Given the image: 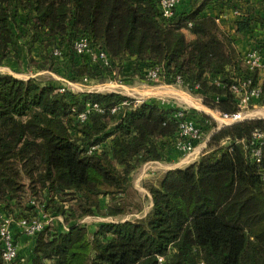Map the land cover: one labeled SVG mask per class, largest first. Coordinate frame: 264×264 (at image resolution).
I'll return each mask as SVG.
<instances>
[{
    "label": "trees",
    "instance_id": "1",
    "mask_svg": "<svg viewBox=\"0 0 264 264\" xmlns=\"http://www.w3.org/2000/svg\"><path fill=\"white\" fill-rule=\"evenodd\" d=\"M213 1L187 0L165 20L158 0H0V66L17 59L20 34L39 43L42 68L62 64L69 80H113L129 57L142 64L145 71L135 72L145 81L147 70L160 67L163 82L180 76L185 84L198 85L191 92L200 94L206 107L235 113L230 87L247 73L235 41L255 30L264 35V19L251 8L215 0L242 14L233 21L232 38L210 12ZM80 36L107 54L109 67L73 53ZM257 44L264 47L261 39ZM259 72L251 78L262 89L255 105L264 106ZM58 89L0 74V213L18 221L39 210L60 217L67 227L60 232L49 226L38 234L27 264H158L157 257L164 264H264V150L256 161L249 147L252 132H264L263 119L220 130L213 126L197 161L150 184L146 215L99 224L90 234L79 221L98 213L100 198L115 201L103 215L128 213L123 198L133 190L130 175L160 161L166 146L174 145L177 108L118 93ZM87 103L103 112H91L81 123L74 115ZM204 121L210 125L208 117L198 123L207 130ZM107 141L108 150L87 153Z\"/></svg>",
    "mask_w": 264,
    "mask_h": 264
},
{
    "label": "built area",
    "instance_id": "2",
    "mask_svg": "<svg viewBox=\"0 0 264 264\" xmlns=\"http://www.w3.org/2000/svg\"><path fill=\"white\" fill-rule=\"evenodd\" d=\"M158 2L162 18L169 20L174 16L182 0H158ZM231 16L234 20H237L242 14L238 9H231ZM261 42L264 44V35L261 38ZM254 46L255 47L249 49L243 55V63L247 70L246 76L237 78L236 82L230 87V91L237 99L238 111L231 114L218 113V119H215L218 122V126L215 128L216 130L246 120L247 116L244 111L256 107V102L262 96V89L260 86L253 85L251 73L255 69H260L264 72V47H259L258 45ZM72 51L76 56L86 57L88 62L93 65L110 66L107 54L103 50L93 47L86 37H77L72 43ZM53 56L55 58H60L61 53L58 50H54ZM160 71V67H154L145 72V77L149 84L157 85L163 82ZM83 80L85 81L86 79ZM173 80L175 85L183 87L187 91L198 89V85L190 86L185 84L180 76L174 77ZM65 90V88L58 89L59 93H63ZM121 106L122 104L113 108L111 113L118 111ZM91 112L102 113L103 111L98 105L87 103L82 111L75 113L74 118L81 123L86 122ZM174 117L179 121L174 147L181 152L184 159L188 161L196 160L205 147V145H203L205 140V126L198 123L203 121V119L194 117L192 111L189 109L178 108ZM204 122L209 125V122ZM201 145H203V147L199 148ZM249 147L252 148L250 151L252 157H254L256 161H259L262 151L264 150V132L259 130L253 131ZM100 149L101 146L90 147L87 153L91 154L94 150ZM33 205L35 204L33 203ZM55 218L62 221L60 217H51L39 210L37 216L28 219H20L18 221L12 216L0 213V258L2 264H27L26 259L19 254L17 239L11 231L13 224L18 227L20 235L34 241L38 234L52 225V220ZM65 230H67V228ZM157 263L164 264V259L162 257H157Z\"/></svg>",
    "mask_w": 264,
    "mask_h": 264
},
{
    "label": "rangeland",
    "instance_id": "3",
    "mask_svg": "<svg viewBox=\"0 0 264 264\" xmlns=\"http://www.w3.org/2000/svg\"><path fill=\"white\" fill-rule=\"evenodd\" d=\"M21 29V27H20ZM19 37H23L22 35L18 34ZM28 37V36H27ZM20 38V40H21ZM31 37L29 38V40ZM35 49L34 46H30V48L25 49V53H28L30 58H27L26 62V74L30 76H34L37 73H41V76H35L34 79H36L39 83H46V82H51L54 81L56 85L60 86L64 82H62L61 75L64 72L65 66H62V64H57V79H55L53 76L49 74V72H52L50 68L52 66H45V68H42L43 62L41 61H35L31 57H37L38 51L33 50ZM29 50V51H28ZM34 54V55H33ZM41 56V54H39ZM43 58V56H41ZM44 59V58H43ZM17 63H19V58L14 59ZM55 65V64H54ZM56 66H53L55 68ZM42 70H46L47 72H42ZM16 71V70H15ZM8 72L7 70L1 69L0 68V74H9L6 73ZM15 74H18V72H14ZM262 73V72H261ZM24 74V73H23ZM25 74V75H26ZM137 74V73H136ZM10 75V74H9ZM261 79L264 80V74H260ZM138 78H136L133 81H128L123 77L122 75H118V78L115 77L113 80H108L105 83H97L95 81L91 83H87L82 85V92L77 91L76 89L72 90L74 91L73 93H118L120 95L129 97L131 99H134L138 102H143V101H158L160 102L161 105H170L173 107H176L178 109H189L193 111L194 115L196 118L203 119L204 117H208L210 120V125H208V129L204 130L205 134V140L209 136L210 131H212V128H215L213 126H218V122L215 120L217 117V112L216 110H212L209 107H206L204 103V98L195 92L187 91L183 87H179L175 85L174 83L172 84H167L165 82L159 83L157 85H149L147 81H145L141 75L137 74ZM24 79L25 77H20ZM19 79V78H17ZM72 83V81H70ZM76 83H80L77 81ZM104 85H109V86H104ZM71 89V87H69ZM152 88H156L157 93L151 92L152 94L146 93L147 91H151ZM244 113L247 116V119L249 120H254V119H263L264 120V106H256L250 109H247L244 111ZM210 130V131H209ZM141 167V166H140ZM138 167L135 172L140 168ZM185 168V167H184ZM182 169V168H178ZM146 171V170H145ZM141 171V176L142 178L145 177L143 181L140 183H137L135 180H137L138 175H133L131 179V184L133 187V190L130 191L128 196L124 197V204H125V209L127 210L124 215H120L117 217H107L103 215L105 213V207H102L99 209L98 213H95L93 216H87L79 221L80 224L86 226L88 232L92 234V230L97 227L99 224L102 223H116L119 221H128V220H135L142 218L145 213L148 212L149 205H150V194L148 192V187L150 184L155 181L160 174H155L154 170H149L148 172ZM153 171V173H152ZM138 173V172H137ZM131 177V176H130ZM134 183L136 184V187L134 186ZM43 200H38L39 203L43 204ZM111 205L115 204V201L108 200ZM59 219L55 218L52 220V225L50 228L63 232L67 228L65 225H63V220L62 222L58 221Z\"/></svg>",
    "mask_w": 264,
    "mask_h": 264
},
{
    "label": "crops",
    "instance_id": "4",
    "mask_svg": "<svg viewBox=\"0 0 264 264\" xmlns=\"http://www.w3.org/2000/svg\"><path fill=\"white\" fill-rule=\"evenodd\" d=\"M191 3L195 2V1H199V0H190ZM215 1V0H214ZM213 1V2H214ZM224 2H229L228 5H235L238 8H251L254 10V13L260 17H262L264 19V5H263V0H222ZM183 4H187V0L182 1V6ZM180 5V7H181ZM208 8H212L209 9L210 12L213 15H218V19H219V24L221 25V27L226 30L228 32V34L230 36H232V38H235L236 36L234 35V27H233V17L231 16V9L232 8H228V6L222 7L220 6V4H215L211 3L209 4ZM206 11V9H205ZM204 11V12H205ZM253 36V37H252ZM263 36V32L259 31V30H255V32H253V34H242L241 37L237 38L235 41V44L237 46L238 51L241 53V55L243 56L249 49H252L253 47H255L254 45H258V40L261 39ZM19 43V51L17 53V59L19 58V63H17L14 58L13 59H9V60H5L2 64V66H0L1 69L7 70L10 75H12L15 78H19L20 77H25L22 80H28V79H34L35 76H41V73H37L34 76H28L26 74V62H27V58L29 59L30 56L28 55V53H25V49H29L30 46H34L35 49L33 48V50H37L38 54L37 57H31L33 60L35 61H44L43 58H41V56H39L40 54V46L39 43H29V38H22V40L18 41ZM29 51V50H28ZM34 55V54H33ZM263 55H264V51H263ZM43 67L45 68V66L43 65ZM141 68V71H145L142 67L141 63H136L134 61L133 58H129L126 57L125 59H123V61L120 64V68H118V75H122L123 77H126L124 79L128 81H133L136 78H138L135 69H139ZM16 70V71H15ZM14 72H18V74H15ZM42 72H47L46 70H42ZM24 73V74H23ZM57 69L53 70L52 72H49V74L51 76H53L55 79H57ZM26 74V75H25ZM260 74H264V72H259V77H258V84H262V82L264 80L261 79V75ZM61 81L64 82L62 85H56V83L54 81L51 82H46V83H40L41 85H52L58 88H65L67 91L73 93L74 91L73 89H76L79 92H82L83 90L82 85L87 84V83H91L93 82L92 80L86 79L85 81L82 80H78L80 83H76L77 81L74 80H69L68 77L64 76V74L62 73L61 75ZM118 78V76H117ZM35 81H37L36 79H34ZM72 81V83L70 82ZM114 81V80H113ZM38 82V81H37ZM39 83V82H38ZM149 84V83H148ZM151 85V84H149ZM104 86H109V85H104ZM71 87V89L69 88ZM153 90H157L156 88H152L151 91H147L146 93L152 94L151 92H155L157 93V91H153ZM210 138V135L206 138V140H204V144L206 148V144L208 142ZM167 143L169 142V140L166 141ZM203 145H201L199 148H202ZM110 146V143L107 141L106 143H103L101 148H104L106 150H108ZM203 152V150H202ZM201 152V153H202ZM201 153L198 155V157L196 158V160L193 161H188L186 159H184V156L181 154V152H179L174 145H167L165 152L163 153V156L161 158L160 161H154V162H148L143 164L138 170L137 172H133L130 176V180L132 179L133 175H138L137 180H135L137 183H140L141 181H143L145 179V177L142 178L141 176V171H145L148 172L149 170H154L155 174H163L169 170H174V169H178V168H184L190 164H192L193 162L197 161V159L199 158V156L201 155ZM153 173V171H152ZM134 186L136 187V184L134 183ZM110 198L109 197H105V198H100L99 199V203H100V208L105 207L109 204ZM151 200V198H150ZM152 203L150 201V205H149V209L151 207ZM149 211V210H148ZM148 213V212H147ZM147 213H145L144 215H146ZM143 215V216H144ZM60 221V220H58ZM62 222V221H60ZM119 222H124V221H119ZM115 223V222H114ZM117 223V222H116ZM64 225V224H63ZM96 230V227L92 230L91 233H94V231ZM11 231L12 233L15 235L16 239H17V243H18V250H19V254L21 256H23L26 260H30L32 258V249H33V244L34 242L31 241L30 239L26 238L23 235H20L19 233V229L18 227L13 224L11 227Z\"/></svg>",
    "mask_w": 264,
    "mask_h": 264
},
{
    "label": "bare ground",
    "instance_id": "5",
    "mask_svg": "<svg viewBox=\"0 0 264 264\" xmlns=\"http://www.w3.org/2000/svg\"><path fill=\"white\" fill-rule=\"evenodd\" d=\"M216 119H218V116L216 117Z\"/></svg>",
    "mask_w": 264,
    "mask_h": 264
},
{
    "label": "water",
    "instance_id": "6",
    "mask_svg": "<svg viewBox=\"0 0 264 264\" xmlns=\"http://www.w3.org/2000/svg\"><path fill=\"white\" fill-rule=\"evenodd\" d=\"M221 129V128H220ZM220 129H218V130H220Z\"/></svg>",
    "mask_w": 264,
    "mask_h": 264
}]
</instances>
